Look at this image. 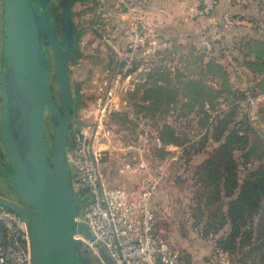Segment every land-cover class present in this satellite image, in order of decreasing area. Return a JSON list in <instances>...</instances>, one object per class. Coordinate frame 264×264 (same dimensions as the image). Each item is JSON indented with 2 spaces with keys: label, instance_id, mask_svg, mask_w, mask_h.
Returning <instances> with one entry per match:
<instances>
[{
  "label": "rangeland",
  "instance_id": "374dc122",
  "mask_svg": "<svg viewBox=\"0 0 264 264\" xmlns=\"http://www.w3.org/2000/svg\"><path fill=\"white\" fill-rule=\"evenodd\" d=\"M182 1L178 23L146 0L73 7L71 85L92 124L74 130L94 135L107 186L147 196L162 264H264V0Z\"/></svg>",
  "mask_w": 264,
  "mask_h": 264
},
{
  "label": "water",
  "instance_id": "95a60500",
  "mask_svg": "<svg viewBox=\"0 0 264 264\" xmlns=\"http://www.w3.org/2000/svg\"><path fill=\"white\" fill-rule=\"evenodd\" d=\"M79 1L64 6L59 35L51 0H2L0 140L6 167L0 164V176L12 197L0 195V207L29 221L31 264H92L76 240L78 233L92 236L77 223L86 200L75 193L67 162L74 128L92 125L78 116L81 98L71 85L70 64L78 54L72 10Z\"/></svg>",
  "mask_w": 264,
  "mask_h": 264
},
{
  "label": "built area",
  "instance_id": "2783aa9c",
  "mask_svg": "<svg viewBox=\"0 0 264 264\" xmlns=\"http://www.w3.org/2000/svg\"><path fill=\"white\" fill-rule=\"evenodd\" d=\"M220 0H200V15H209ZM94 136V135H93ZM74 130L67 162L73 172L72 186L80 199H87L77 218L92 236L76 234L81 246L91 248L103 264H162V249L155 241L156 216L147 196H134L104 183L100 152L94 137ZM178 255L167 264H177ZM30 223L0 207V264H31Z\"/></svg>",
  "mask_w": 264,
  "mask_h": 264
},
{
  "label": "flooded vegetation",
  "instance_id": "af4514ba",
  "mask_svg": "<svg viewBox=\"0 0 264 264\" xmlns=\"http://www.w3.org/2000/svg\"><path fill=\"white\" fill-rule=\"evenodd\" d=\"M69 0H61L59 4L55 3L54 0H51V14L52 17L54 16L56 19L58 18L57 16H61V21H62V14L64 10V6L67 4ZM0 12H2V15L0 16V85L2 82V71L4 68L5 60L3 58V44H4V18H3V6H2V0L0 2ZM62 26V24H61ZM59 28V27H58ZM61 28V27H60ZM59 35L62 33V29L58 32ZM53 60V58H52ZM0 110H1V89H0ZM49 121V120H47ZM46 121V122H47ZM46 130H47V123H46ZM47 136H48V130H47ZM52 139H49L48 136V142L50 145V148L52 149ZM4 146L0 140V164L6 167V160H4ZM0 193L5 194L6 196L12 197V192L10 188L7 186L6 181L2 176H0ZM90 259V258H89Z\"/></svg>",
  "mask_w": 264,
  "mask_h": 264
},
{
  "label": "crops",
  "instance_id": "0c3cea01",
  "mask_svg": "<svg viewBox=\"0 0 264 264\" xmlns=\"http://www.w3.org/2000/svg\"><path fill=\"white\" fill-rule=\"evenodd\" d=\"M146 1H148V3L150 5H152V7L154 9V15L158 17L155 19L156 22H157V19L159 22L162 21L160 16H161V12L163 11V8H166L169 11V14L171 16V20H169V21L173 22V19H174V21L176 23H178V21H177L178 16L177 15L184 14L185 13L184 11H186V9L188 8V7H186L185 1H182V3H180V0H176L173 5L172 4L171 5L164 4L162 0H146ZM172 1H174V0H172ZM193 2H194V0H193ZM193 2H192V5H195L196 2H194V3ZM219 5H220V3H219ZM174 16H177V17L174 18ZM200 22L201 21H197L198 24ZM3 195H5V194H3Z\"/></svg>",
  "mask_w": 264,
  "mask_h": 264
},
{
  "label": "trees",
  "instance_id": "16d2710c",
  "mask_svg": "<svg viewBox=\"0 0 264 264\" xmlns=\"http://www.w3.org/2000/svg\"><path fill=\"white\" fill-rule=\"evenodd\" d=\"M57 17H58V18L56 19V18L53 16V22H54V24H55V26H56L57 32H59L60 29H62V31H63V28H62V26H61V16L58 15ZM58 27H59V28H58ZM60 27H61V28H60ZM76 31H77L78 41H79V32H78L77 29H76ZM58 34H59V33H58ZM77 48H78V54H77V56H76L75 58H73V59L71 60V64L74 63V62L76 61V59L79 57V55H80L79 45H78V44H77ZM52 62L54 63V60H52ZM53 66H54V65H53ZM53 72H54V74H52L51 81H52V86L54 87V89H56L55 71H53ZM56 92H57V91H56ZM74 92H76L77 95L80 96V98H81L80 101L76 104V110H77V113H78L79 109L81 108V106H82V104H83V102H82V96L80 95L79 90H76V91H74ZM57 94H58V92H57ZM72 175H73V172H72ZM0 195H3V194L0 193ZM78 196H79V195H78ZM85 200L87 201V199H85ZM81 211H82V209H80V213H79V215L81 214ZM79 247H80V250H82V246H81V244H79ZM82 251H83V250H82ZM90 260H91L92 264H94V259H93V258H90Z\"/></svg>",
  "mask_w": 264,
  "mask_h": 264
}]
</instances>
